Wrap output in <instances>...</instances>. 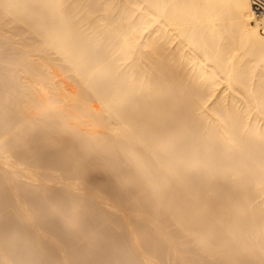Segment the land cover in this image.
Segmentation results:
<instances>
[{
  "label": "bare ground",
  "instance_id": "bare-ground-1",
  "mask_svg": "<svg viewBox=\"0 0 264 264\" xmlns=\"http://www.w3.org/2000/svg\"><path fill=\"white\" fill-rule=\"evenodd\" d=\"M120 261L264 264V0H0V264Z\"/></svg>",
  "mask_w": 264,
  "mask_h": 264
},
{
  "label": "snow or ice",
  "instance_id": "snow-or-ice-1",
  "mask_svg": "<svg viewBox=\"0 0 264 264\" xmlns=\"http://www.w3.org/2000/svg\"><path fill=\"white\" fill-rule=\"evenodd\" d=\"M70 223L72 224V226H75V221H70ZM29 264H42V262H29ZM118 264H130V262L127 261H120L118 262Z\"/></svg>",
  "mask_w": 264,
  "mask_h": 264
}]
</instances>
